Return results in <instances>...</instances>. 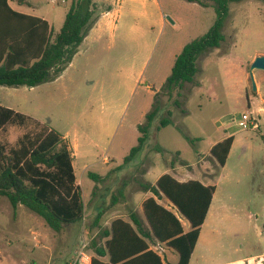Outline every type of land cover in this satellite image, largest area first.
<instances>
[{
    "label": "rangeland",
    "instance_id": "rangeland-1",
    "mask_svg": "<svg viewBox=\"0 0 264 264\" xmlns=\"http://www.w3.org/2000/svg\"><path fill=\"white\" fill-rule=\"evenodd\" d=\"M72 1L10 0V4L20 12L48 20L56 34ZM95 1L99 18L109 6L113 9L90 32L58 79L34 88L0 85V104L55 129L73 147L79 144L74 149V164L85 218L55 232L25 206L14 209L0 196V264H67L82 239L96 234L92 228L99 212L109 227L116 206L113 197H118L123 187L127 196L122 212L136 209L142 214L144 199L153 196L144 186L155 184L169 168H177L186 178L216 185L212 213L226 212L234 220L239 230L234 243L244 245L243 254H261L264 114L254 113L259 99L250 68L256 56L264 54V3H233L224 26L225 42L200 57V70L193 82L169 93L163 87L174 60L186 44L213 26V4L161 0L158 8L143 0ZM261 71L254 74L264 96ZM154 103L161 110L146 145L125 163L138 144L139 125L146 123L145 114L154 109ZM247 112L258 119L259 129L242 127L241 118ZM165 117L171 123L159 130ZM37 129L34 124L8 125L0 132V141L15 146L23 134ZM227 135L236 141L226 167H221L210 151ZM105 158H110L109 164L104 163ZM110 169L114 173L101 183L88 176L89 170L104 174ZM160 202L170 209L166 199ZM172 255L177 264L178 253L172 251Z\"/></svg>",
    "mask_w": 264,
    "mask_h": 264
},
{
    "label": "trees",
    "instance_id": "trees-1",
    "mask_svg": "<svg viewBox=\"0 0 264 264\" xmlns=\"http://www.w3.org/2000/svg\"><path fill=\"white\" fill-rule=\"evenodd\" d=\"M186 1L202 6L212 3L216 20L206 34L186 44L176 56L163 87L169 93L194 81L200 70V57L220 48L226 40L224 26L231 14V5L245 0ZM98 9L95 0H73L60 31L54 34L48 20L14 9L10 0H0V85L34 88L58 79L96 26L100 19ZM111 10L109 6L106 12ZM160 110L154 103V109L146 114V123L139 125L138 144L125 157V163L145 147ZM170 123V118L165 117L158 129ZM29 124L40 129L23 134L15 146L0 141V196L6 197L14 209L25 206L55 232H61L65 224L85 218L83 193L73 165L74 149L60 132L0 104V132L8 125ZM233 142L234 136H228L211 148V155L221 167L227 162ZM89 177L96 183L104 180L95 173H89ZM144 189L153 196L142 203V214L132 210L128 221L117 218L106 228L102 226L103 212L96 216L92 230L97 233L90 244L93 264H165L162 256L151 248L158 242L179 254L178 264L190 263L216 186L205 185L200 180L180 182L165 173ZM161 199H168L187 219L191 225L188 232L178 215L163 205ZM113 200L116 204L118 197L114 196Z\"/></svg>",
    "mask_w": 264,
    "mask_h": 264
},
{
    "label": "crops",
    "instance_id": "crops-1",
    "mask_svg": "<svg viewBox=\"0 0 264 264\" xmlns=\"http://www.w3.org/2000/svg\"><path fill=\"white\" fill-rule=\"evenodd\" d=\"M99 1H103V0H99ZM104 1H111V0H104ZM143 2L146 4H149V5H154L158 8L161 7V0H143ZM112 9H113V5H112ZM16 10H18V9H16ZM111 11L103 14L100 17V19L98 20L95 27H97V25H101L102 22L104 21V19L109 17ZM260 55H264V54H258L257 56H260ZM174 62H175V60H174ZM261 72H263V71H261ZM256 82H257V86H258V92H257L258 97L257 98L259 99V101L257 103V107H256V110L254 111V113H255V115H258L261 117V115L264 114V96L261 95L262 84H261L258 77H256ZM146 114H145V117H146ZM228 136H232V135H227L225 138H227ZM235 141L236 140L234 137L233 146H232V149L230 151V154L228 156L227 162H226L224 167H226V165L228 163L229 157H230L231 152L233 150V147L235 145ZM248 146L251 147L250 144ZM78 147H79V144L75 145L73 147V149L76 150V148H78ZM74 159H75V153H74ZM103 160H104V163H106V164H109V162H110V158H105ZM73 165L75 168L74 161H73ZM114 171L115 170L110 169V170H108V172L101 174V173L89 170L88 176H89V173L98 174L101 177H103V179H104L101 182H104L105 180H107L109 177L112 176ZM75 172H76V169H75ZM165 173L171 174L180 182H187L189 180H197V179H190V178L184 177L182 174H180V171L177 168H173V169L169 168L165 171ZM201 182H203L205 185H208V186L214 185L208 181H201ZM77 184H79V183H77ZM214 186H216V185H214ZM123 189H124V187L122 188V190H120L117 193L118 200H117V203L115 204L116 206L113 207L112 213H113L114 219L112 220V222L117 218H123L124 220L128 221L130 212L132 210H136V209H131V210H129L128 213L122 212V210H121L122 203H123L122 201H124V199L127 196V192H124ZM217 189L218 188L216 186V192H217ZM126 191H127V189H126ZM120 192H123V196H120ZM216 192L214 194V197L216 195ZM149 197H151V196L146 197L144 199V201ZM214 197H213V200H214ZM119 200H121V201H119ZM166 200L170 204V210L174 211L178 215V217L180 218L185 232H188L191 229L190 223L176 209H174V207L172 206L171 202L168 199H166ZM213 200H212V204H211L210 210L208 212L207 218L201 227L200 237L198 239V242L196 244L195 250L192 254V257L190 259L189 264H264V252H262L261 254H243L244 245L239 246V245L234 243V239L237 238L234 236L239 235V230L237 228V225L233 219H231L227 216L226 212L212 213ZM221 207H222V209L223 208L225 209L224 205H221ZM104 220H105V218L102 219V226L104 228H106L105 227L106 221L104 222ZM111 223H110V225H111ZM110 225H109V227H110ZM207 226L209 229H206ZM151 248L154 249L155 251H157L159 253V255L162 256L165 264H174V262L172 261L173 260L172 251H175V250L168 247L166 244L159 243V242L156 244H152ZM159 248L161 249V251L158 250ZM166 259H167V261H166ZM105 260H107V258ZM178 262H179V260H178Z\"/></svg>",
    "mask_w": 264,
    "mask_h": 264
},
{
    "label": "built area",
    "instance_id": "built-area-1",
    "mask_svg": "<svg viewBox=\"0 0 264 264\" xmlns=\"http://www.w3.org/2000/svg\"><path fill=\"white\" fill-rule=\"evenodd\" d=\"M240 124L244 128H254L259 129L260 125L258 119L255 118L251 113L247 112L242 115ZM95 237L93 235L91 238H83L79 249L77 250L75 256L67 264H93V252L90 248L92 239Z\"/></svg>",
    "mask_w": 264,
    "mask_h": 264
},
{
    "label": "water",
    "instance_id": "water-1",
    "mask_svg": "<svg viewBox=\"0 0 264 264\" xmlns=\"http://www.w3.org/2000/svg\"><path fill=\"white\" fill-rule=\"evenodd\" d=\"M255 70H262L264 71V55L257 56L253 61L251 68H250V79L252 82V86L254 91H258V86L255 78L254 71Z\"/></svg>",
    "mask_w": 264,
    "mask_h": 264
}]
</instances>
